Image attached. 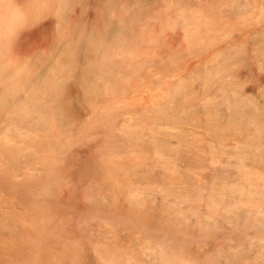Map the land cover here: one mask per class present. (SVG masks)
<instances>
[{"label": "bare ground", "instance_id": "obj_1", "mask_svg": "<svg viewBox=\"0 0 264 264\" xmlns=\"http://www.w3.org/2000/svg\"><path fill=\"white\" fill-rule=\"evenodd\" d=\"M230 16L257 27L249 55L264 71V0H0V264H247L253 252L264 264V90L246 96L234 74L243 45L166 82L184 54L177 43L165 58L167 34L200 55ZM142 89L151 104L133 113ZM98 132L95 156L62 175Z\"/></svg>", "mask_w": 264, "mask_h": 264}, {"label": "rangeland", "instance_id": "obj_2", "mask_svg": "<svg viewBox=\"0 0 264 264\" xmlns=\"http://www.w3.org/2000/svg\"><path fill=\"white\" fill-rule=\"evenodd\" d=\"M203 1L205 3H216V2H219L222 0H203ZM218 26H219L220 30H217V31L214 30V29H216L215 28L216 26L213 28H210L209 29L210 32H208V35L209 36H213V35L219 36L223 33H227V35L225 37H223L224 39L222 38V40L218 39L217 43L209 46L205 51L203 50L200 55L199 54H190V52L186 51L185 50L186 43L184 41H182L183 40L182 37H176L177 41H175V40L171 39L170 33L167 34L168 37H167V40H165V48H163V53L165 52L164 53L165 58L171 54V50L173 49V47L177 43H178L179 50L180 51L182 50L184 54H182L179 57V60L177 61L176 64L171 66L170 69H168L167 72H165L166 75L168 76L166 82L170 85L174 81H177V80H188L191 77V75L199 67H203V66L208 65L207 60L214 58L218 53L224 51L225 49H227V47H230L234 43L242 44L245 51L243 53H241V58H243L244 62L235 67L234 74L239 79V81L241 83H243V85L245 86L246 89H242V90L246 93V96H248L250 98L258 97L257 101H259L262 98H260L258 96L259 95L258 93L264 90L263 89L264 88V71L263 70L259 71L257 69V67L254 66L255 65L254 59L251 58V56L249 55L250 51L252 49V39L249 36V33L255 31L257 27L254 24H252V22H249V21H246L245 24L238 23L237 17H235V16H230V17L222 19V20L218 19ZM233 31H235V33ZM257 72H259V73H257ZM251 87L255 88V89H247V88H251ZM190 90L192 92L197 93L198 95L200 94V89H190ZM74 91H75V89H64V93H63L64 98H71V97L73 98L75 96ZM150 94L151 93L148 89H142L139 93H137L135 95L133 93H131V95H129V98L131 100H135V101L139 102L138 104L133 105V107H132L133 113L141 111L143 105L149 106L151 104L152 94L151 95ZM1 95H2V90L0 89V96ZM148 99H150L149 102H148ZM187 127H188V131H189L188 134L192 135V137L194 136L197 139L203 140V143L207 142L206 140H204L207 138V136H206L205 131L203 129H201L200 127L194 128L193 126H190V125H188ZM191 128L195 132L193 130H191ZM198 131H200V132H198ZM105 136H106L105 132L94 133L90 137V139L85 141L83 144L77 145V146H75V145L72 146L70 148V151H69L71 154H70L69 158H67L68 169H65L66 171L64 170L62 172V175L64 174L65 176H67L69 174L68 173L70 171L69 169L72 167L73 162L76 158H78V157H82L84 159L93 158L95 156V151L98 149V146H100L101 142L103 140H105ZM228 138H230V137H228ZM231 138L235 139L237 137L232 136ZM171 140L173 142L171 145L173 148L182 149V145L179 144L180 141L177 137H174ZM183 149L188 150L187 148H183ZM187 155L183 154V158L178 161V164H179L178 169L183 174L186 172H189V173L195 172L194 171L195 169L192 168V165L189 163L188 158H187L190 156L189 151H188ZM184 157H186V158H184ZM29 164H31L34 168L36 167V165H33V164H36L35 161L30 162ZM208 171H209V169H206L203 171H199L198 173H200V172L203 173L202 174V177H203V175L207 174ZM35 173L37 175H40V176L43 175V172L40 173L39 171H35ZM157 196H158V198H160V195H157ZM67 198H68V196H65V198L62 200V202H64ZM53 204H51V207ZM61 205H62V208L59 211L60 212L59 216L64 218L65 216L63 215V212H62L63 203ZM79 209H80V211H83L84 207H79ZM21 211H20V209H16L17 213H20ZM223 232L225 234H228L231 238L235 237V235H234L235 232L232 231V229H228V230L225 229ZM233 235H234V237H233ZM69 237L72 238L73 240H77V239L82 238V237L80 238L78 235H73V234H69ZM219 240H221V239H219ZM216 242H217L218 248H220L219 247L220 245L223 246V244H224V243H222V241L216 240ZM126 243H124V244H126ZM234 243L236 244L235 241H234ZM90 246L92 248V245H90ZM208 246H211V244L208 243L206 245H201V246H197L196 244H193L192 247L190 248L191 249L190 257L195 258V259H201L208 252L209 253L213 252L214 248L218 249L216 245H213L212 246L213 248H210V249H208L209 248ZM223 248H227V245L224 244ZM202 249H203V251H202ZM93 250L94 249H91L89 251L93 253ZM134 252L137 253L138 250L135 249ZM256 257H257V255H255V253L253 252V256H252L253 260H251L252 262L250 261L247 264H250V263L254 264L253 261L256 259ZM147 264H158V263L149 262Z\"/></svg>", "mask_w": 264, "mask_h": 264}]
</instances>
